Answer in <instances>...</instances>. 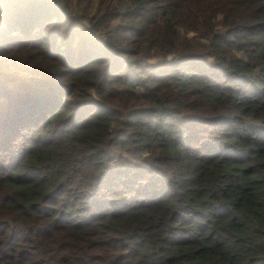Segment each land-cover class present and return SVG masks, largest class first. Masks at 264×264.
I'll use <instances>...</instances> for the list:
<instances>
[{"label": "trees", "instance_id": "16d2710c", "mask_svg": "<svg viewBox=\"0 0 264 264\" xmlns=\"http://www.w3.org/2000/svg\"><path fill=\"white\" fill-rule=\"evenodd\" d=\"M0 264H264V0H0Z\"/></svg>", "mask_w": 264, "mask_h": 264}, {"label": "rangeland", "instance_id": "374dc122", "mask_svg": "<svg viewBox=\"0 0 264 264\" xmlns=\"http://www.w3.org/2000/svg\"><path fill=\"white\" fill-rule=\"evenodd\" d=\"M191 35H193V33H188V36H191ZM154 61L157 62V61H159V60H154ZM151 62H153V61H151ZM146 154H147V152H146V151H143V152L141 153V156H142V157H145ZM124 156H125V154H124Z\"/></svg>", "mask_w": 264, "mask_h": 264}]
</instances>
